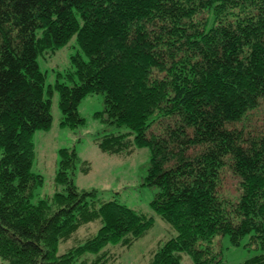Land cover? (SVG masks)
Here are the masks:
<instances>
[{"label":"trees","instance_id":"16d2710c","mask_svg":"<svg viewBox=\"0 0 264 264\" xmlns=\"http://www.w3.org/2000/svg\"><path fill=\"white\" fill-rule=\"evenodd\" d=\"M74 35L89 60L73 56L72 85L56 84L61 126L84 125L81 102L102 94L100 150H150L143 186L178 233L150 264H181V253L224 264L213 244L225 236L237 247L251 235L264 251V0H0V264H106L108 246L154 225L80 190L75 149L59 151L64 190L33 202L44 184L33 137L53 119L38 58ZM95 221L96 235L58 255Z\"/></svg>","mask_w":264,"mask_h":264},{"label":"rangeland","instance_id":"374dc122","mask_svg":"<svg viewBox=\"0 0 264 264\" xmlns=\"http://www.w3.org/2000/svg\"><path fill=\"white\" fill-rule=\"evenodd\" d=\"M77 55L85 61L89 60L78 44L77 36L74 35L63 48L54 52L44 51L38 58L40 70L46 75L45 93L52 100L53 119L49 129L38 130L33 137L35 158L32 172L44 178V184L38 189L33 202L50 198L64 190V187L56 183L60 162L59 151L63 148L75 149L80 163L74 181L80 190L96 189L101 201L117 200L154 218L153 227L131 246H108L106 264H150L154 254L164 243L178 235L174 227L161 219L151 207L156 190L143 186L150 150L135 149L129 155H110L100 150L97 139L105 134V123L96 117V113L104 109L102 94L88 95L81 102L79 113L85 120L84 125L76 128L61 126L62 112L56 84L59 82L72 85L70 76L75 71L72 57ZM121 131H125V128ZM229 189H232V186ZM100 227V221L82 226L70 240L59 244L58 255H65L84 243L86 239L96 235ZM213 245L223 253L224 264L243 263L264 253L251 242V235L246 236L237 247L231 243L228 236L217 237ZM180 259L181 264H193L185 253L180 254ZM81 261L82 259L76 264H80Z\"/></svg>","mask_w":264,"mask_h":264}]
</instances>
